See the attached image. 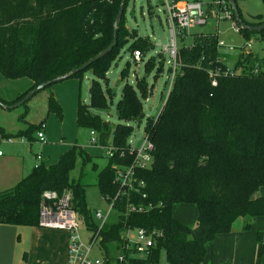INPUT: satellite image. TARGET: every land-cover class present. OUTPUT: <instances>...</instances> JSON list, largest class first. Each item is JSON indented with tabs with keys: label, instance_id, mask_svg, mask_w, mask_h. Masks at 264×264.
I'll return each instance as SVG.
<instances>
[{
	"label": "trees",
	"instance_id": "trees-1",
	"mask_svg": "<svg viewBox=\"0 0 264 264\" xmlns=\"http://www.w3.org/2000/svg\"><path fill=\"white\" fill-rule=\"evenodd\" d=\"M130 1L118 23V43L113 50L69 77L83 78L90 70L95 75L90 103L79 98L76 122L80 128L96 131L101 146L112 144L117 148L116 156L110 157L107 166L98 172L97 185L108 201L120 190L114 183L117 167L128 166L134 160L130 145L133 127L128 123L139 124L145 117L143 99L150 94L144 87L139 90L138 83L127 82L116 105L122 122L114 128L94 112L108 104L102 79L108 78L109 59L121 43V23L126 21ZM120 3L121 0H0V73L5 79H26L30 83L14 100L0 99L15 103L39 84L71 72L100 53L113 40ZM242 18L254 26L264 23L262 15L251 16L253 20ZM241 33L247 41L254 34L264 42V30L242 28ZM190 35L192 44L178 49V67L168 99L145 128L155 146L152 163L136 171L137 180L144 181L145 186L137 184L134 191L121 193L113 216L110 214L112 217L100 230L104 264H159L163 250L170 264H204L207 246L217 235L231 233L239 218L245 220L243 229L248 231L254 217L264 216V195L252 197L264 186V54L240 53L231 68L226 63L228 54L218 46L221 37L216 30L192 31ZM139 39L136 48L142 56L147 55L154 43L148 36ZM158 57L162 60L158 68H163L166 57L163 53ZM128 64L122 71L123 79L129 75ZM210 71L220 73L217 86L212 85ZM49 112L64 116L53 95L49 98ZM41 126L31 124L18 136L28 137ZM0 136L7 135L0 130ZM79 156L84 164L93 159L75 144L56 162H42L15 186L0 191V223L39 226L44 194L56 192L62 196L69 190L79 220L83 217L89 230H99L94 212L86 205L85 184L71 178ZM131 204L142 210L130 212ZM179 204L196 206L194 226L174 216ZM134 229L152 234L154 244L148 258L130 255L125 233ZM257 240L261 264L264 231L258 232ZM120 255L126 258L124 263ZM27 256L25 252V260Z\"/></svg>",
	"mask_w": 264,
	"mask_h": 264
},
{
	"label": "rangeland",
	"instance_id": "rangeland-1",
	"mask_svg": "<svg viewBox=\"0 0 264 264\" xmlns=\"http://www.w3.org/2000/svg\"><path fill=\"white\" fill-rule=\"evenodd\" d=\"M237 3L245 19L253 20L251 16L255 15H262L264 18V0H237ZM151 9L153 12H150ZM125 17L126 21L121 23V43L115 54L109 59L111 64L107 72L108 78L102 79V86L108 104L104 109H94V112L109 120L114 128L116 124L122 122L118 118L116 105L122 96L124 85L129 82L133 85L138 83L139 90L144 87L146 92L150 93L146 99H143L145 117L141 120V124H138V122L128 123L133 127L130 142L135 146L145 136L148 120L159 115L160 110L168 99L173 73V71L169 72V70L173 66V60L165 51V47L170 43L171 37L167 24L168 11L164 0H131L127 6ZM134 29L137 30L135 31ZM205 29L206 27L198 26L192 31L198 32ZM219 35L229 45L235 47V50L226 57V63L233 68L240 56V48L248 41H246L242 33H236L232 30L229 22L220 24ZM139 36L150 37L154 43V48L147 55L142 56L141 54L140 60L137 61L134 59V53L138 51L136 43L140 41ZM182 39L178 35L179 47L184 44L190 45L193 42L192 35H187L184 42ZM249 42L252 43L250 51L260 55L264 54V42L260 41L257 36L253 34ZM160 53H163L166 57L163 68L162 66L158 68V63L160 62L161 65L162 61L158 57ZM152 57L155 58L149 60L148 64H146V61ZM128 62L130 72L128 77L123 79L125 72L122 71L126 68ZM94 78L95 75L90 70L84 73L83 78H67L42 89L21 106L9 109L0 105V130H3L7 135L6 137L0 136V151L5 154L6 158H12L7 163L0 162V180L2 185L9 183L10 178H14L15 175L9 173L10 170H13L14 165L24 175H28L34 169L35 154L39 153L45 156L46 163L56 162L63 152L78 144L85 149L86 153L93 156V159L84 164L82 157L79 156L77 166L71 172V178L75 180L81 179L85 184V200L88 209L92 212L100 210L104 215H107L109 201L104 197L97 185L98 172L105 168L109 162L107 148L99 143H93L91 140V129L80 128L76 122L79 98L81 96L84 103H90V86ZM26 82V79H5L0 73V95L5 99H11V96L17 91H22L21 89H23ZM52 95L55 96L63 108L64 116L62 118L49 112V98ZM43 123H45L46 141L41 142L37 139V129L31 132L28 137L18 136L21 131L27 130L29 125L32 124L39 127ZM9 138H11V141ZM4 174L6 175L4 176ZM12 183L14 186L18 182ZM263 195L264 189H260L254 192L252 197L257 198ZM173 213L179 220H189L196 215L197 208L192 204H179L175 206ZM95 221L99 225L102 224V221L97 220V218H95ZM79 222L80 236L83 241H88L92 237L93 232L87 228L83 217L80 218ZM2 226L4 225L0 224V228ZM12 228L16 229L12 233L4 234L2 237L0 264H25L24 253L26 248H24L22 241H19V236L17 235L18 228L22 227L16 226ZM130 235L137 237V231L132 230ZM6 237H9L7 239V252L2 256ZM92 256L94 258H103L104 250L96 244L92 251ZM159 264H170L165 250L161 252ZM261 264H264V255L262 256Z\"/></svg>",
	"mask_w": 264,
	"mask_h": 264
},
{
	"label": "built area",
	"instance_id": "built-area-1",
	"mask_svg": "<svg viewBox=\"0 0 264 264\" xmlns=\"http://www.w3.org/2000/svg\"><path fill=\"white\" fill-rule=\"evenodd\" d=\"M168 18L167 24L170 30V43L165 47V51L169 54L173 60V70L171 77V87L174 80V76L178 67L177 54H178V35L185 38L192 33V30L198 26L206 27L211 22L217 23L216 31L220 33L219 25L223 22H229L231 29L236 33L241 32V25L238 23L232 6L228 0H213L211 2L210 9L201 0H164ZM219 48L223 49L226 54H229L235 50L234 46L229 45L224 39H220L218 42ZM252 48V43L247 42L240 50L243 52H249ZM140 51H135L134 59L140 60ZM231 70V69H230ZM231 73V75H233ZM220 75L219 71H210L211 82L213 86H217V76ZM45 124L41 126L37 131V138L40 141H46ZM92 142L98 143V134L96 131L91 130ZM11 141V138H9ZM131 145V152L134 153V160L131 164L125 167H117L114 183H116L120 190L117 194L110 199L109 209L107 215H104L100 210L94 211V215L97 220L102 221L99 225V230L93 232L91 238L88 241H83L80 236V222L77 211L72 207V194L69 190H66L62 196H58L56 192H46L44 194L43 201L41 203L39 226L45 228L65 230L69 233V248H68V264H104L106 259L94 258L92 251L95 245H100V230L110 216L114 209V204L121 193L134 191L137 188V184L145 186L144 181H138L136 178V171L138 168H146L152 163L153 151L155 149L154 143L149 136L145 133V136L137 145ZM107 156L115 157L117 154V148L110 144L107 147ZM2 152L0 151V155ZM121 156H124L121 153ZM43 156L38 154L36 156L37 163L35 167L41 164ZM138 190V189H136ZM128 210L131 212L141 211L142 208L135 204L128 206ZM137 231V237L130 235L132 230H128L126 238L129 244L127 245L131 251V256L138 258H148L151 254L153 247L152 234L145 229H134ZM99 243V244H98ZM121 263H124L126 258L122 255L119 256Z\"/></svg>",
	"mask_w": 264,
	"mask_h": 264
},
{
	"label": "crops",
	"instance_id": "crops-1",
	"mask_svg": "<svg viewBox=\"0 0 264 264\" xmlns=\"http://www.w3.org/2000/svg\"><path fill=\"white\" fill-rule=\"evenodd\" d=\"M201 1H203L210 9L211 2L213 0ZM216 29L217 23L211 22L203 31H214ZM240 53H243V51L240 50ZM29 86L30 83L26 82L23 89H21L22 91H17V93L11 96V99H5L1 95L0 96L7 101L14 100L20 93L26 91ZM38 154L39 153L35 154V159ZM11 159V157L6 158L4 153L0 155L1 163H7ZM40 162L46 163V157L43 156ZM34 163L36 164L37 160ZM9 173L15 176L14 178H10L9 183H5L4 185H2V181L0 180V191L10 188L13 186L12 182H19L23 177L27 176L24 175V173L20 171L15 165L13 170H10ZM5 175L6 174H4V176ZM262 189H264V186L261 187V190ZM197 216L198 211L192 219H181V221L189 226H194ZM244 222L245 220H243V218L237 219L234 223V228L231 233L219 234L208 244L207 255L204 264H258L259 242L257 240V234L259 231H264V216L254 217L251 220V228L248 231H244L243 229ZM3 225L4 226L0 228V244L3 243L2 237L4 234H9L10 232L12 233L14 229H16L12 227L18 226H8L12 224ZM18 227H22L18 228L19 230H17L19 241H22L24 248H26L25 251L28 253L25 264H68L69 233L67 231L40 226ZM8 238L9 237H6V239H4L2 256H4L7 252L6 248Z\"/></svg>",
	"mask_w": 264,
	"mask_h": 264
},
{
	"label": "water",
	"instance_id": "water-1",
	"mask_svg": "<svg viewBox=\"0 0 264 264\" xmlns=\"http://www.w3.org/2000/svg\"><path fill=\"white\" fill-rule=\"evenodd\" d=\"M126 2L127 0H121V3H120V8H119V12L115 18V21H114V37H113V40L112 42L106 47L104 48L100 53H98L96 56H94L93 58H91L90 60L86 61L84 64H82L81 66L73 69L71 72H68L64 75H60L52 80H47L41 84H39L38 86L34 87L31 91H29L25 96L24 98H22L21 100L15 102V103H6L4 101H2L0 99V105L5 107V108H15V107H18V106H21L23 104H25L31 97H33L36 93L40 92L42 89L52 85V84H55L59 81H62V80H65L67 78H69L71 75L81 71V70H84L86 69L87 67H89L94 61H97L101 58H103L105 55H107L109 52H111L113 50V48L117 45L118 43V23L119 21L121 20L122 18V15L124 13V9H125V5H126ZM229 3L230 5L232 6L233 8V11L235 13V16H236V19L238 21V23L241 25V27L243 29H246V30H250V31H255V32H259V31H262L264 30V23L263 24H260V25H250V24H247L244 19L242 18V15L240 13V10H239V6H238V3H237V0H229ZM139 124H141V122H139Z\"/></svg>",
	"mask_w": 264,
	"mask_h": 264
}]
</instances>
